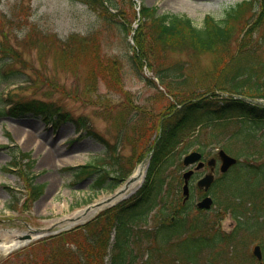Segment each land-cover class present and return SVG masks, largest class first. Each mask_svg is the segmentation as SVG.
I'll use <instances>...</instances> for the list:
<instances>
[{
  "label": "rangeland",
  "instance_id": "rangeland-1",
  "mask_svg": "<svg viewBox=\"0 0 264 264\" xmlns=\"http://www.w3.org/2000/svg\"><path fill=\"white\" fill-rule=\"evenodd\" d=\"M133 1L132 6L131 0H115L120 8L117 16L121 17L110 21L106 9L98 4L88 7L81 0H0V62L6 71L13 69L16 74L9 84L0 81V106L5 101L8 105L29 104L24 113L0 115V241L3 234H20L9 249L0 250V259L16 248L22 250L32 245L38 263L48 249L50 236L68 228L65 218L73 216L98 196L111 192V186L92 188L91 176L73 183L75 171L80 166L104 155L105 143L119 147L120 167L117 170L122 174L148 159L162 115L177 104L154 77L153 69L184 63L186 74L193 80L189 91L187 88L169 90L172 96L185 98L209 89L208 93L218 94L217 98L227 97V92L216 89L215 84L219 85L218 80L232 65V55L237 51L240 38L236 37L229 49L213 52L198 53L164 46L141 24L136 4L153 5L156 14L184 15L194 25H201L205 15L219 18L241 0ZM252 1L258 9L264 5V0ZM251 13L249 8L245 20ZM119 21L125 22L124 29ZM140 37L145 40L137 41ZM139 52L143 58L138 62L134 56ZM238 55L243 59L254 58L251 63L260 58L264 60V51L261 56L254 50ZM243 63L245 61L241 60ZM261 100L264 102V97ZM40 105L49 106L51 114H42L38 109ZM237 124L233 120L220 130L214 128L213 133L227 134ZM87 128L90 134L86 133ZM263 128L264 124L260 131ZM205 137L200 134L198 141L208 144L210 139L217 143L211 136ZM219 147L218 144L207 145L205 159L216 157ZM197 149V145L189 148ZM17 152L26 153L28 160L19 156L17 162L14 161L13 154ZM46 154H49L47 160ZM106 163L110 164L111 160ZM29 173L34 176V183L42 185L40 191H34L29 185ZM229 177L221 186L240 183L246 187L241 174L234 180ZM108 185L107 182L105 186ZM193 194L197 198L201 192L193 189ZM219 195L221 198V193ZM130 197L127 195L125 200ZM260 198L264 208V191ZM97 211L77 224L86 221L82 224L86 228L85 224L96 218ZM198 213L193 207L188 215L193 218ZM202 213L208 223L204 233L213 231L215 226L227 230L232 225L230 215L216 205ZM154 222L155 218L149 215L148 227ZM87 227L95 225L90 223ZM113 235L111 229L109 242ZM260 238L259 235L241 244L236 259L231 260L228 250L221 247L203 255V259L208 258L213 264H264V248L261 262L250 257L253 244L259 243ZM148 242L143 240L137 247L145 248ZM65 245L75 247L73 243L65 242ZM107 251L104 264L108 262L110 247ZM158 254L166 261L165 247ZM16 256L11 255L10 259Z\"/></svg>",
  "mask_w": 264,
  "mask_h": 264
},
{
  "label": "trees",
  "instance_id": "trees-1",
  "mask_svg": "<svg viewBox=\"0 0 264 264\" xmlns=\"http://www.w3.org/2000/svg\"><path fill=\"white\" fill-rule=\"evenodd\" d=\"M81 1L88 7L98 4L107 11V5L117 9L113 0ZM254 2L240 1L228 8L220 18L206 15L199 26L194 25L187 16L167 12L155 14L154 8L141 7L140 15L144 17L141 23L164 46L186 48L198 53L213 52L220 48L229 49L236 37L240 38L237 51L232 55V65L218 80L220 86L215 84L216 89L227 91L228 96L217 98L212 91L208 93L209 89L185 98L172 96L178 106L172 105L174 110L163 116L145 180L130 199L104 209L94 220L85 224L86 228L78 225L59 235H51L48 249L40 256L38 263L32 245H29L0 259V264H104L108 247L107 264H213L208 258L203 259V255L221 247L228 250L231 260L236 259L241 243L248 242L247 238L259 236L264 230V208L260 204V194L264 191V128L260 131L264 124V104L231 96L241 94L249 98L264 97V60L260 58L251 63L254 58L243 59L238 55L239 52L248 54L253 50L260 55L264 51V5L257 9ZM249 8L252 13L245 20ZM253 12L257 15L254 16ZM115 16L109 12L107 19L113 21ZM144 40L143 37L137 39ZM142 58L141 53H135V60L139 62ZM241 60L245 63L241 64ZM12 75H15L13 69L0 72V81ZM155 75L168 93L169 90L179 88H187L189 91L188 87L193 80L185 73L184 63L180 62L155 69ZM168 85L173 87L168 88ZM28 105L18 102L8 109L0 107V114L24 112L29 109ZM38 109L45 113L50 110L44 105ZM233 120L239 124L227 134L220 131L213 133L214 128L220 130ZM193 132L196 134L185 141L184 138L187 139ZM202 133L208 139L210 136L216 139V142L222 139V148L243 158L228 173L217 178L211 188L215 203L223 210L230 211L235 220L233 228L228 232L216 227L204 233L208 225L205 216L199 214L189 217L192 200L188 199L182 204L179 196L182 178L178 172L183 169L181 156L198 143ZM180 144L182 147L177 148ZM111 147L112 152H109L110 145L105 143L104 156L95 157L90 163L79 167L75 172L76 177L93 176V188H103L107 182L108 186L115 185L126 174L117 170L120 161L115 156V146ZM107 159H111L110 165H115L114 168L106 163ZM240 174L246 187L240 183L221 186L229 176L234 180ZM32 182L31 177L30 184L34 191H40L42 185ZM219 190L222 191L221 198ZM149 215L155 218L151 228L148 227ZM90 223H94L95 227L88 228ZM111 229L114 235L109 242L108 232ZM241 230L245 236L243 238ZM143 240H149L148 245L145 248L137 247ZM65 242L73 243L74 249L67 247ZM260 242L264 247V237ZM152 243L155 247L151 246ZM164 247L166 261L158 254ZM16 254L18 256L11 260L10 256Z\"/></svg>",
  "mask_w": 264,
  "mask_h": 264
},
{
  "label": "water",
  "instance_id": "water-1",
  "mask_svg": "<svg viewBox=\"0 0 264 264\" xmlns=\"http://www.w3.org/2000/svg\"><path fill=\"white\" fill-rule=\"evenodd\" d=\"M218 153H219V157L221 159L220 170L222 172L225 171L230 165L235 163L236 159L234 157L228 155L227 153H225L222 149L219 150ZM200 156L201 155H200L199 152L192 151V152H190V153H188V154H186L184 156L183 164L184 165L192 164L193 162L198 160L200 158ZM209 162H211V161H209ZM202 165H203V162L200 161V162H198V164L196 165L195 168L198 169ZM191 173H192V169H189V170H187V171H185L183 173L184 183H183V186H182V193L184 195V199H186L187 196H188V183L187 182H188V178H189ZM212 179H213V175L212 174H206L205 176H203L202 178H200L198 180V185L199 186H204V189L207 190V188L209 187ZM119 191H117L116 193H114V194L108 196L107 198H105V200L103 202L115 199L118 196ZM211 203H212V199H211L210 196L207 195V196L203 197L197 203V206L202 207V208H209L211 206ZM96 205H98V204L96 203ZM76 219H78V218L70 219V221H75ZM253 253L256 255L257 258H259V259L261 258V252H260V249H259L258 245H256L254 247Z\"/></svg>",
  "mask_w": 264,
  "mask_h": 264
},
{
  "label": "bare ground",
  "instance_id": "bare-ground-1",
  "mask_svg": "<svg viewBox=\"0 0 264 264\" xmlns=\"http://www.w3.org/2000/svg\"><path fill=\"white\" fill-rule=\"evenodd\" d=\"M48 156H49V154H46V160H47ZM133 180L134 181L129 184V190L127 192L135 190L137 185L140 182V177H139V173L137 172V169L134 172ZM19 237H20V234H17V233L13 234V235L12 234L11 235L3 234L2 235V241H0V250L9 249L12 246V242H15Z\"/></svg>",
  "mask_w": 264,
  "mask_h": 264
}]
</instances>
